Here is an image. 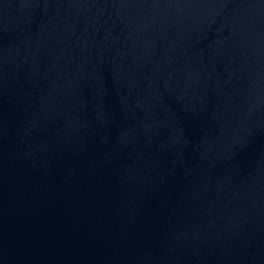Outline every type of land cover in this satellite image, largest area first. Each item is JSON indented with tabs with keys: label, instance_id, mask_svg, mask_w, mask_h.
Here are the masks:
<instances>
[{
	"label": "water",
	"instance_id": "obj_1",
	"mask_svg": "<svg viewBox=\"0 0 264 264\" xmlns=\"http://www.w3.org/2000/svg\"><path fill=\"white\" fill-rule=\"evenodd\" d=\"M0 264H264V0H0Z\"/></svg>",
	"mask_w": 264,
	"mask_h": 264
}]
</instances>
